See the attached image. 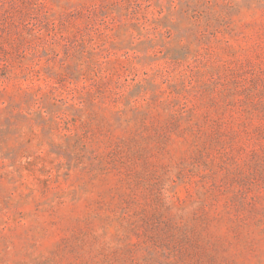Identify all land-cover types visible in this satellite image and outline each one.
I'll use <instances>...</instances> for the list:
<instances>
[{"label":"rangeland","instance_id":"obj_1","mask_svg":"<svg viewBox=\"0 0 264 264\" xmlns=\"http://www.w3.org/2000/svg\"><path fill=\"white\" fill-rule=\"evenodd\" d=\"M0 264H264V0H0Z\"/></svg>","mask_w":264,"mask_h":264}]
</instances>
